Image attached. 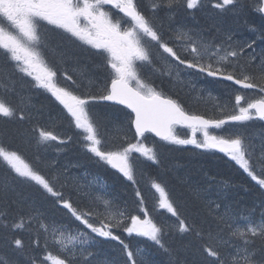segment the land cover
Wrapping results in <instances>:
<instances>
[{"label":"snow or ice","instance_id":"6c2138e0","mask_svg":"<svg viewBox=\"0 0 264 264\" xmlns=\"http://www.w3.org/2000/svg\"><path fill=\"white\" fill-rule=\"evenodd\" d=\"M206 9L207 28L173 26L179 14L195 19L196 11ZM229 15L257 33L248 17L264 21V0H0V121L33 120L30 97L17 90L27 77L30 87L62 106L63 119L75 130L63 136L53 125L35 124L29 143L62 152L75 136L97 162L135 185L144 161L161 163V152L147 143L151 134L165 144L223 153L259 192L258 203L238 209L221 202L222 188L216 199L197 191L200 207L184 214L153 180L158 198L152 211L175 218L157 223L138 188L133 207L120 206L80 184L67 168L49 165L51 171L42 172L0 140V166L15 174L0 182V264H150L145 249H134L120 233L151 242L166 264H264V124L252 130L249 123L264 122V48L256 50V39H236L232 27L222 31L220 18ZM256 38L264 41V30ZM73 48L86 53L89 63L81 64ZM154 77L180 84L187 78L190 92L201 93L194 81L213 78L235 103L205 116L167 94ZM237 124L243 127H225ZM178 126L190 129L191 138H181ZM17 184L37 187L53 207L66 210L78 222L75 231L37 215ZM95 237L116 242L122 259H96Z\"/></svg>","mask_w":264,"mask_h":264},{"label":"bare ground","instance_id":"6f19581e","mask_svg":"<svg viewBox=\"0 0 264 264\" xmlns=\"http://www.w3.org/2000/svg\"><path fill=\"white\" fill-rule=\"evenodd\" d=\"M190 26L194 28H207L210 24V18L208 15V10L196 11L195 19L192 16L188 17V22ZM248 23L251 26H254L258 31L253 33L249 30L248 26H245L244 21L241 20L240 24L237 25L234 23L231 16H226L220 18V27L221 30H227L229 27H232L236 31V39L240 41H248L251 39H256V50L260 51L261 48H264V41L256 38L259 34V31L264 30V21H262L258 16L248 17ZM178 23L173 25L177 26ZM167 26V25H166ZM208 33H206L207 35ZM213 34H215L213 32ZM202 80L208 81V87L203 89V92H190L187 86V78H185V83L180 84L178 82L169 83L167 78L154 77V83L157 86H162L163 90L177 98L187 109L195 110L200 112L205 116H216L220 115L219 107H223L225 104H234V97H229L228 91L222 84L216 83L213 79L199 78L194 82L196 84L197 90L201 89L199 82ZM163 81V84H162ZM238 87V86H236ZM183 89V90H181ZM243 91V90H241ZM205 98L207 104L203 103L202 100ZM41 106H50L49 102L43 98L41 101ZM230 110V108H229ZM64 115H60L59 122L48 119L45 115L42 114L36 116L32 122L24 125L17 132V136L13 133L8 135L9 145H12L15 150H17L22 156H29V160L33 165H36L40 168L42 172L47 173L49 171L50 161H54V158L58 155H51L57 153L53 148L48 151L44 147L37 148L34 141L32 143L28 142V137L31 135L30 129L35 124L41 125H53L58 134L67 136L70 132L66 120L63 119ZM50 122V123H48ZM250 124L253 126L252 130H258L264 122L261 121H252ZM184 138V137H183ZM150 144H155L158 151L161 152V163L159 165H150L154 167L165 166V172H154L156 175H151L147 172V166L142 170L137 172L136 181L137 188L144 194L147 206L152 212V215L155 218L157 223H167L172 224L173 220L164 210H159L158 212L152 211L153 204L158 198V194L155 193V190L151 188V182L153 180L162 183L166 187L168 192L172 190L173 194L170 193L173 200L177 202L180 210L184 214H188L200 207V202L195 199V194L197 191H200L201 194H207L204 190H207L208 193H211L212 198L216 199L215 193L218 189L222 188L230 191V193H224L220 198L222 203L231 205L233 208L246 209L253 206L254 203H258L259 192L256 190L251 183L247 180L234 179L230 187L221 184L233 171L234 169L226 161L221 162L220 159L212 156L211 152L219 153L215 149H199L193 145L182 146V145H171L166 146L163 144H158L151 140L148 141ZM57 147H62V145H57ZM49 148V147H48ZM81 145L78 147V157L83 158L81 153H79ZM37 157L40 158L41 162L37 163ZM74 160H63L61 163L62 169L67 168L68 171L72 174L73 177H78V181L82 182V185H88L90 190L93 189L94 192L101 191L104 193L106 186V175L102 174L99 170H94L92 165L88 162H78L76 158ZM76 160V161H75ZM226 164V167L224 166ZM76 165V167H72ZM190 177L188 179L187 177ZM81 176H84V180H81ZM13 176L8 174H0V182H3L6 178L11 179ZM109 191L105 194L106 197L110 200H113L116 204L120 206L128 205L133 207V201L135 200V192H131L126 189L124 186V180L119 178L117 175L114 176V179L111 181V177H108ZM233 183H238V190L234 188ZM17 191L25 198L29 199L33 204L35 210H39L46 206L48 210H45L43 214L52 213L54 214L57 208L45 200L43 196L40 195L38 190H31L28 186L24 185L20 187V184L16 185ZM136 188V189H137ZM126 189V190H125ZM125 190V191H124ZM51 199V198H48ZM76 197L73 196V200ZM44 219V218H43ZM60 216H53L45 219L49 223L53 220L56 221L57 225H60ZM67 227L70 223L67 220H63L62 223H65ZM73 231H75V225L73 226ZM135 246L138 244L137 240L133 241ZM170 245L178 246V242H169ZM96 245H102L101 243H95ZM94 244V245H95ZM111 249H114L111 245ZM110 248H103L102 257L99 259L101 261H112V250ZM3 252H0V255H3ZM148 261L150 264H153L157 261L162 260L164 257L158 253L151 251L148 253ZM157 264V263H156ZM166 264V261L158 263Z\"/></svg>","mask_w":264,"mask_h":264},{"label":"trees","instance_id":"16d2710c","mask_svg":"<svg viewBox=\"0 0 264 264\" xmlns=\"http://www.w3.org/2000/svg\"><path fill=\"white\" fill-rule=\"evenodd\" d=\"M31 105H32V103H31ZM32 110H33V112L35 114L39 115V117H40V115L43 112V114L45 115V117L47 119L49 117V119L52 120L53 122H55V121H57V122L61 121L60 120V115H63V114H61L60 110L57 109L56 107L54 108L52 106H48V107L47 106H40V105H38L36 103H33ZM2 136H3V140L6 143H9L10 140L8 139V135L5 134V133H3ZM7 145L11 149H14V147L12 145H9V144H7ZM62 147H65V146H62ZM77 152H78L77 145L74 142H71L68 147L66 146V150L65 151L60 152L63 155V157L58 155L57 158L54 161H52V160L50 161V165H55L58 170H63L62 167L60 166L63 160H68L69 161V160H74L72 158H76V159L79 160L78 162H84V161L88 162L89 164L92 165V168L94 170L101 171L102 174L106 175V177H107L106 182L104 184L106 186V189H105L104 193H102L101 191H99L100 194H101V196H103L106 199H108L105 194L109 191V186H108V183H109L108 177L109 176L111 177V181H112L114 179V176L117 175L119 178H121V179L124 180V184L123 185L126 186V189L128 188L129 191L135 192L133 190L134 187L131 186L128 183V181H126L122 176H120L119 174H116V173L114 174L108 168H106L104 166L103 167H100V166H96V165L92 164L82 153H81V155H82L83 158H81V157L79 158L78 155H77L78 154ZM23 157L25 158V160L27 162H29L30 164H32L31 161L28 158L29 156H25L23 154ZM220 160H221V162L224 161L222 159H220ZM150 165H153V164L150 163V162L149 163H145L144 165L141 166V168L143 170V168L145 166H147V172L150 173L151 175H156L154 172H160V173L161 172L162 173L165 172V166H164V164H163V166L160 165V167H154V166H150ZM224 166L226 167V164ZM232 168L234 169V171L223 182H221V184H223L225 186L228 185V187H230V183L232 184V182H233L234 179H240V180L242 179V180H244V176L241 173V169L239 167H235V166H233ZM49 171H51V169H49ZM49 171H47V172H49ZM1 173L8 174V175L13 176V177L15 176V174L14 173H11L10 170H9V172H7V171H5V169L3 167L0 166V174ZM78 177L79 176L76 177L77 180H78ZM187 178L190 179V177H187ZM81 180H84V176H81ZM79 183L81 184L82 182L79 181ZM24 185L28 186L31 190H37V187H35V186H29L28 184H20V187H23ZM237 185H238V183H233L234 188L237 189L235 191L240 192V190H238V186ZM230 191H232V189ZM230 191L228 192V190L226 191V189H223V192L224 193H230ZM170 193L173 194L172 190L170 191ZM49 205H52V204L49 203ZM48 208H49V206H48ZM48 208L46 206H44L43 208L37 210L36 211V214L37 215L43 214L45 210H48ZM54 212H55L54 214H52V213L43 214V218L44 219H48L49 217L60 216L61 215L60 224H62L63 220H67L70 223V225H72V226H74L75 224H78V222L73 223L71 220H69V218H68V216L66 214L63 216V214L65 212L60 211V210H57V209ZM172 218H173V220L175 219L174 217H172ZM80 227L82 228L83 226H80ZM120 235L126 241H130L132 247L135 249V243L133 241H135L136 238H140V237H135V236L128 237L126 233H120ZM94 239L98 243L103 244V246L102 245H96V244L91 246V250L95 251L98 254L97 257H96V259H100L102 257L101 253H102L103 248H107V247L110 248L109 247L110 245L112 247H114V249H111L110 248L112 250V260L114 258L115 259H122V257L119 254L118 246L116 245V242L109 241V240H104V239L99 238V237H95ZM166 239L169 242H176V241H173L170 238H166ZM138 246L140 248H144L145 249V252L143 254L145 255V257L147 259H148V255L147 254L148 253H151V251H154V252H156L159 255H162L164 257L162 260L157 261V262H155L153 264H156V263L158 264V263L167 261L166 256H164V254L162 252H160L154 245H152L151 242H149V241H147V240H145L143 238H140V242L138 243ZM173 247H176V246H173Z\"/></svg>","mask_w":264,"mask_h":264},{"label":"rangeland","instance_id":"374dc122","mask_svg":"<svg viewBox=\"0 0 264 264\" xmlns=\"http://www.w3.org/2000/svg\"><path fill=\"white\" fill-rule=\"evenodd\" d=\"M225 127H233V126H225ZM233 128H234V127H233ZM217 131H219V130H215V131H213V132H217ZM198 136H202V134L198 132V133L196 134V137H198Z\"/></svg>","mask_w":264,"mask_h":264}]
</instances>
